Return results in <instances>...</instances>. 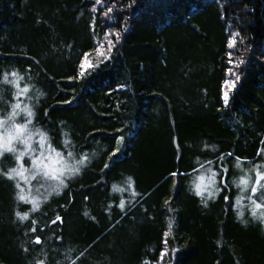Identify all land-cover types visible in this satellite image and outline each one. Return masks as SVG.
I'll return each instance as SVG.
<instances>
[{
	"label": "trees",
	"instance_id": "obj_1",
	"mask_svg": "<svg viewBox=\"0 0 264 264\" xmlns=\"http://www.w3.org/2000/svg\"><path fill=\"white\" fill-rule=\"evenodd\" d=\"M110 31L120 38L109 37L111 58L99 62L96 41ZM88 53L99 66L81 77ZM14 71L31 86L19 101L35 112L30 129L65 154L67 132L76 158L90 161L47 201L53 182L31 181L43 201L35 212L0 175V264H264V222L244 210L249 193L231 169L237 157L256 166L263 156L264 0H0V79ZM16 91L0 83V118ZM26 119L21 111L16 122ZM224 161L227 191L205 207L194 181L212 168L223 187ZM15 166L12 153L0 157V169ZM128 177L137 195L112 191Z\"/></svg>",
	"mask_w": 264,
	"mask_h": 264
},
{
	"label": "snow or ice",
	"instance_id": "obj_2",
	"mask_svg": "<svg viewBox=\"0 0 264 264\" xmlns=\"http://www.w3.org/2000/svg\"><path fill=\"white\" fill-rule=\"evenodd\" d=\"M97 2L102 3V0H97ZM132 3H135V0H132ZM129 7H131V4ZM93 11H96V9H93ZM111 11L112 8H108L104 12V15L108 16ZM239 35V33H236V36ZM112 36H115L116 40L120 38L119 33H112L110 31L105 37L106 44L101 43L99 40L96 41L97 47L95 52L97 56L101 58L99 62H103L104 60L111 58L110 52L115 46V41L113 39H109V37ZM236 44L237 40L233 37L229 42L228 47L233 48ZM90 55V53L85 54L81 59L79 64L81 70L79 75L81 77L85 75L87 69H94L99 66V62L93 63L89 59ZM229 56H231V53H229ZM240 63H243V61H240ZM231 74L232 73L229 72V75ZM10 76L12 79H9ZM235 79H240L238 74ZM23 80L24 77L15 71L12 73H3L2 79H0V83L9 84L17 90L15 93V99L17 102L11 105L12 111L6 118H0V128L3 129V133L0 134V157H2L5 153H12L16 160V166L9 168L6 171L0 169V175L16 182L15 187L19 189L17 193L18 200L30 203L32 205V211L35 212L40 210L41 203L43 201H41L39 196L32 195L31 181L37 180L38 177H43L45 181L53 182L48 185L46 188V195L43 197V200L47 201L53 194L57 196L61 195L63 190L68 188V181L82 174V170L88 166L90 157L87 153H81V158H76L72 150L69 148L72 141L67 138L69 136L67 132L64 133L66 139L63 141L64 148L68 149L65 154V152L58 151L52 146L50 138L46 132L39 129H36L35 131L30 129L29 125L33 122L35 112L33 111L31 105H27L22 108L21 103L19 102L21 96H26L31 91V86L21 87L20 82ZM225 83L226 87L234 88L235 86V81H226ZM36 92L37 95H42L38 89ZM223 100L225 105H227L230 100L228 91L224 92ZM21 111L25 113L27 119L24 123H17L16 117ZM34 136H39V150L33 147ZM123 141L124 137L121 136L120 143H123ZM17 144H22L23 150H19L16 146ZM117 152H119V146L116 147L111 155L115 156ZM261 154L264 155V149H261ZM228 155L231 154L229 153ZM25 157H30L32 164L31 168L25 166ZM208 163L211 164L212 162L209 161ZM107 166L108 165H105V167ZM234 166L241 169V172H243L242 161L239 157L236 158ZM261 167L264 166L253 167L249 173L241 175L237 180H234L233 183H235L238 188H242L244 192L250 191L253 194V196L248 197V199L251 200L250 214L253 218L264 222V171L261 170ZM201 168H203V165H201ZM252 172L255 173V181L252 180ZM224 173H227V169H224ZM171 175L176 176L178 173L173 172ZM220 175L221 173L218 171L212 168H207L201 172L197 181H194L195 194L202 198V202L205 207L208 206V201L215 198L220 191H227L226 182L223 187H221L218 183L217 177ZM21 180L28 186L27 191L25 188L21 187ZM125 184L127 185L126 188L120 187L119 185H113L112 191L119 193L128 191L131 192L133 196L137 195L134 188V181L131 177L127 178ZM41 186L43 187V185ZM257 193H259V196L256 195ZM236 204L239 207L241 204V198L236 200ZM118 207L123 210L125 208V201L121 200ZM16 215L22 221L29 219L28 213L17 212ZM84 215L88 216L89 213L85 212ZM238 215L244 223H247V221L243 220L245 215L244 211H238ZM56 219L62 222V219L59 216ZM93 219L95 218L93 217ZM53 223H56V220H53ZM169 229H171V221L169 222ZM31 231L36 232L37 229L32 228ZM33 243L41 244L42 240L39 236H36ZM25 251H27V249H25ZM37 264H45V261L38 260ZM72 264H75V261H72Z\"/></svg>",
	"mask_w": 264,
	"mask_h": 264
},
{
	"label": "rangeland",
	"instance_id": "obj_3",
	"mask_svg": "<svg viewBox=\"0 0 264 264\" xmlns=\"http://www.w3.org/2000/svg\"><path fill=\"white\" fill-rule=\"evenodd\" d=\"M226 161H224V164H223V167H222V171H223V173H224V169H227V173H224L223 174V177H222V180H223V182H226V178H227V175H228V171L230 170V165H229V163H225ZM260 163H259V165H256V166H252V165H254V164H248V165H246V164H243L242 163V169H243V172H241V169H238V168H236L234 165H235V163H234V165H232V168L231 169H233V175L235 176L234 177V180H237L241 175H243V174H246V173H249L250 172V170L253 168V167H257V166H264V155L262 156V159L259 161ZM261 170L262 171H264V167H261ZM251 176H252V180L253 181H255V179H256V177H255V173L254 172H252L251 173ZM254 186V185H253ZM249 193V197L250 196H253V194L249 191L248 192ZM257 196H259V193H257L256 194ZM253 198H255V197H253ZM246 202H248L247 204L249 205L248 207H244V210L246 211V212H249L250 213V207H251V200L250 199H248ZM247 204H245V205H247ZM245 216H248V214H245Z\"/></svg>",
	"mask_w": 264,
	"mask_h": 264
}]
</instances>
